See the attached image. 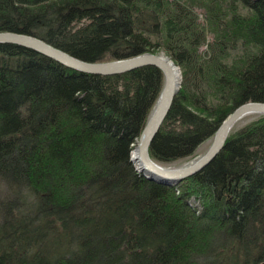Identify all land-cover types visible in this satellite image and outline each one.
<instances>
[{
  "label": "trees",
  "instance_id": "trees-1",
  "mask_svg": "<svg viewBox=\"0 0 264 264\" xmlns=\"http://www.w3.org/2000/svg\"><path fill=\"white\" fill-rule=\"evenodd\" d=\"M0 31L85 61L169 56L182 81L158 162L264 102V0H0ZM162 86L153 65L91 74L0 44V264H264V116L199 172L156 182L130 153Z\"/></svg>",
  "mask_w": 264,
  "mask_h": 264
},
{
  "label": "water",
  "instance_id": "water-1",
  "mask_svg": "<svg viewBox=\"0 0 264 264\" xmlns=\"http://www.w3.org/2000/svg\"><path fill=\"white\" fill-rule=\"evenodd\" d=\"M0 42L15 43L33 49L69 68L91 74H120L145 65L158 67L164 75L163 87L155 109L143 127L136 145L140 162L147 172L143 175L150 180L174 184L197 173L221 150L229 131L240 118L249 114H264V102L251 101L239 106L222 121L210 147L203 155L185 166L166 168L150 156L149 146L171 107L178 86H180V80L176 81L174 76L175 69L179 66H175L174 61L169 56L164 55L162 52L158 54L144 52L131 57L108 61H85L27 34L0 31Z\"/></svg>",
  "mask_w": 264,
  "mask_h": 264
},
{
  "label": "rangeland",
  "instance_id": "rangeland-1",
  "mask_svg": "<svg viewBox=\"0 0 264 264\" xmlns=\"http://www.w3.org/2000/svg\"><path fill=\"white\" fill-rule=\"evenodd\" d=\"M161 53V52H159ZM106 61V60H105ZM259 116H248L242 120H240L237 125L234 126V128L236 127H239L241 125H244L245 123H247L248 121L252 120V119H255V118H258ZM233 128V129H234ZM213 136L210 137L208 140H206L205 142L201 143L195 153L190 156V157H187V158H182V159H178V160H175V161H172V162H159L163 167H166V168H177V167H181V166H185L191 162H193L194 160H196L198 157H200L201 155H203L207 150L208 148L210 147L212 141H213ZM137 145V144H136ZM139 173H141L140 171H138ZM143 175V173H141ZM1 190H3L2 187H0ZM190 203L194 204V205H197L198 204V201L195 200L194 198L193 199H190Z\"/></svg>",
  "mask_w": 264,
  "mask_h": 264
},
{
  "label": "bare ground",
  "instance_id": "bare-ground-1",
  "mask_svg": "<svg viewBox=\"0 0 264 264\" xmlns=\"http://www.w3.org/2000/svg\"><path fill=\"white\" fill-rule=\"evenodd\" d=\"M41 40V39H40ZM46 43V42H45ZM0 44H14V45H17V44H15V43H9V42H0ZM18 46H20V45H18ZM22 47H24V46H22ZM25 48H27V47H25ZM28 49H30V48H28ZM31 50H33V49H31ZM33 51H35V50H33ZM35 52H37V51H35ZM37 53H39V52H37ZM39 54H41V55H43V56H46V55H44V54H42V53H39ZM46 57H48V56H46ZM48 58H50V57H48ZM50 59H52V58H50ZM54 60V59H53ZM175 66H177V65H175ZM142 67V66H141ZM139 68V67H138ZM136 69V68H135ZM133 70V69H132ZM130 71V70H129ZM128 72V71H127ZM162 72V71H161ZM121 74V73H120ZM163 74V73H162ZM174 76H175V80L176 81H179L180 80V82H179V85H181V81H182V76H181V71H180V68L179 67H177L176 69H175V73H174ZM163 83H164V75H163ZM163 87V86H162ZM179 88H180V86H178V90H179ZM162 90V89H161ZM178 92V91H177ZM161 93V92H160ZM160 95V94H159ZM159 97V96H158ZM157 100H158V98H157ZM157 100H156V103H157ZM156 103H155V105H154V107H153V109H152V111H151V113H150V115H149V118H150V116H151V114H152V112L154 111V109H155V106H156ZM246 104V103H245ZM241 106V105H240ZM238 108V107H237ZM166 116H167V114H166ZM165 116V117H166ZM229 116V115H228ZM227 116V117H228ZM248 116H259V117H262V116H264V114H249V115H246V116H243L242 118H240L235 124H234V126L235 125H237V123L240 121V120H242V119H244V118H246V117H248ZM226 117V118H227ZM149 118H148V120H149ZM225 118V119H226ZM165 119V118H164ZM224 119V120H225ZM148 120H147V122H148ZM164 121V120H163ZM163 121H162V123H163ZM146 122V123H147ZM162 123H161V125H162ZM161 125H160V127H161ZM234 126L232 127V129L229 131V133L233 130V128H234ZM160 127H159V129H160ZM220 127V126H219ZM218 127V128H219ZM218 130V129H217ZM159 131V130H158ZM216 133V132H215ZM141 134V133H140ZM157 134V133H156ZM215 135V134H214ZM214 135H213V137H214ZM229 135V134H228ZM228 135H227V137H228ZM140 136V135H139ZM155 137V136H154ZM227 137H226V139H227ZM139 138V137H138ZM226 139H225V141H226ZM153 140V139H152ZM152 142V141H151ZM225 143V142H224ZM137 144V143H136ZM151 144V143H150ZM224 146V145H223ZM223 148V147H222ZM221 148V149H222ZM219 153V152H218ZM217 153V154H218ZM216 154V155H217ZM139 154H138V151H137V148H136V146L132 149V151H131V153H130V160H131V162L133 163V165H134V167H135V169L137 170V172H138V170L141 172V173H145V174H147V172L145 171V169H144V166L141 164V162H140V159H139ZM204 168V167H203ZM202 168V169H203ZM201 169V170H202ZM199 172V171H198ZM156 182H159V181H156ZM160 183H162V182H160Z\"/></svg>",
  "mask_w": 264,
  "mask_h": 264
}]
</instances>
